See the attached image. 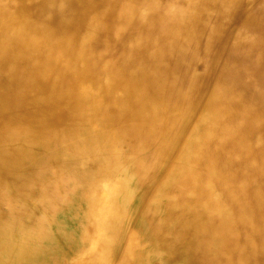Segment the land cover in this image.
<instances>
[{"label":"bare ground","instance_id":"obj_1","mask_svg":"<svg viewBox=\"0 0 264 264\" xmlns=\"http://www.w3.org/2000/svg\"><path fill=\"white\" fill-rule=\"evenodd\" d=\"M0 264H264V0H0Z\"/></svg>","mask_w":264,"mask_h":264}]
</instances>
